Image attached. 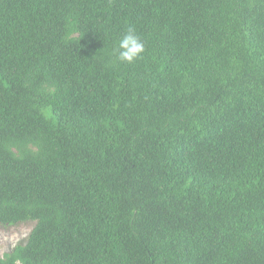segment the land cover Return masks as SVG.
Here are the masks:
<instances>
[{"label":"trees","instance_id":"1","mask_svg":"<svg viewBox=\"0 0 264 264\" xmlns=\"http://www.w3.org/2000/svg\"><path fill=\"white\" fill-rule=\"evenodd\" d=\"M28 222L0 264H264V0H0V226Z\"/></svg>","mask_w":264,"mask_h":264},{"label":"rangeland","instance_id":"2","mask_svg":"<svg viewBox=\"0 0 264 264\" xmlns=\"http://www.w3.org/2000/svg\"><path fill=\"white\" fill-rule=\"evenodd\" d=\"M34 223L28 222L15 227L0 226V258L15 246L25 244Z\"/></svg>","mask_w":264,"mask_h":264},{"label":"clouds","instance_id":"3","mask_svg":"<svg viewBox=\"0 0 264 264\" xmlns=\"http://www.w3.org/2000/svg\"><path fill=\"white\" fill-rule=\"evenodd\" d=\"M143 52L144 43L132 29H129L118 42L119 60L125 63H132L139 59Z\"/></svg>","mask_w":264,"mask_h":264}]
</instances>
